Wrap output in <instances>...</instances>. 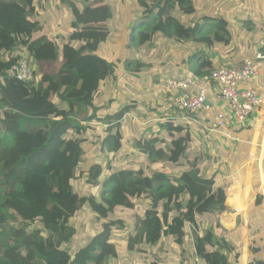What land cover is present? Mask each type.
<instances>
[{
    "label": "trees",
    "instance_id": "16d2710c",
    "mask_svg": "<svg viewBox=\"0 0 264 264\" xmlns=\"http://www.w3.org/2000/svg\"><path fill=\"white\" fill-rule=\"evenodd\" d=\"M59 1L75 12L67 40H52L44 25L33 20L39 0H0V264H112L118 258L114 231L127 226L124 219H114L113 215L119 209L134 211L142 201H150V206L142 215H134L129 250L135 255L146 254L148 248L153 250L171 239L173 249H180L187 240L188 223L196 225L205 215L227 211V190L216 188V181L204 175L198 161L180 176L166 170H116L111 161H106L105 169L103 165H82L86 153L82 133L94 126L107 124L99 158L119 152L129 106L107 117L99 116L104 109L102 85L115 78L118 70L116 62L99 54L112 39L111 7L85 3L80 11L75 10L74 0ZM139 2L141 17L129 35L130 43L139 50L151 47L159 35L209 47L230 41L228 22L222 18L211 23L216 28L213 36L202 33L210 24L205 17L192 26L182 20L180 15L197 12L194 0ZM22 52L36 65L63 63L56 73L25 84L11 71ZM204 59L199 54L194 57L195 68L190 74L200 83L215 69L209 58ZM165 127L180 135L168 151L158 146V137L143 139L138 147L151 164L165 167L172 162L181 167V160L187 159L189 127ZM86 176L91 187L105 177L101 203L95 204L94 198L76 191L73 182ZM86 204L105 222L88 247L72 251L67 245L78 235L74 219ZM252 231L251 227L250 236ZM188 245L192 264H243L241 253L227 238H219L215 228L208 229L204 236L196 234ZM248 251L247 264H264V258H256L260 247L251 243Z\"/></svg>",
    "mask_w": 264,
    "mask_h": 264
},
{
    "label": "crops",
    "instance_id": "0c3cea01",
    "mask_svg": "<svg viewBox=\"0 0 264 264\" xmlns=\"http://www.w3.org/2000/svg\"><path fill=\"white\" fill-rule=\"evenodd\" d=\"M74 2L76 4L75 10L78 9L80 11L83 10L85 3H88L91 7L103 4L110 6L113 12V19L109 23V28L110 30L111 28L116 29V32H114L116 33V37L123 36L121 31L124 32L123 34H125V37L128 36L127 34L131 33L132 30L130 23L138 22L141 17L139 0H74ZM212 3L219 7L216 9L218 12L217 16L218 18H222L228 22V29L230 32V41L228 43H214L213 46L208 47L207 50H209V52H207V50L203 51L214 64V70L222 67L238 65L246 58H255L264 48V0H215L212 1ZM37 8L38 9L33 17V20L44 25L45 33L49 36V38L52 40H57L58 38L67 40L68 36L72 32L71 24L75 19V12L72 10L73 7L69 4L61 3L59 0H39ZM107 47H109V45L104 44L99 50V54L105 58L109 57L104 55L102 49ZM185 56L186 58L189 57V55ZM145 57L142 59H145ZM183 61L185 63L184 58L182 59L180 65L176 61L171 60L169 63L164 62L160 65L161 68H158L160 72L158 75V83L156 85V104L158 105V109H150L151 114L148 113L143 115L147 117L144 121H149V123H147L148 127L152 126L153 128H150L148 133L143 134L141 138H139V136L142 134L137 135L135 137L136 141L134 142L138 144L141 140L150 136H152L150 139L158 137V146L165 143L164 146L167 151L169 146L170 148L172 147V142L176 138H179L180 135L174 134L168 128L166 130L165 125L170 124V126L182 125L189 127V129L186 130L190 134L188 143L189 146L186 155L187 162L184 158L181 160L183 165L182 172L190 170L191 163L198 161V167L203 169L204 175L208 178H213L216 181V188L220 186L221 188L228 190L229 186L235 180H238L241 183L246 182L247 184H250L251 189L250 194L248 193V195L245 196L248 200V207L245 210L247 211L246 213L244 211L239 212L238 210H231L227 208V211L225 212L212 214L210 217L214 218L213 220L212 218H210L211 220L209 221L197 220L198 226L192 225L191 223L189 224L194 229L195 233L199 234V236L205 235L203 233L206 231L207 226L208 229L215 228L219 238H227V240L241 253L243 264H247L249 257L248 248L251 243L252 246L255 244L260 247L261 253H259L256 258H264V117L259 119L257 115L258 112H253L247 119L246 123L243 126L238 127L235 123L230 107L223 102L213 99L212 96L210 98L213 99V110L211 108L210 111L190 114L189 116L184 112L178 111L173 104L172 98L164 94L162 90V83L169 79H181L188 77L185 73H183L184 70L190 76V67L188 64L186 66ZM62 63V61L56 63L57 70L54 73L59 70ZM128 66L133 71H136L137 69L135 66H139V64L132 61L128 64ZM152 66L157 65H154L153 62L146 64V67H148L149 70L153 69ZM167 66L168 69H165ZM124 69L125 66H120V71ZM207 86L214 89V86L211 84H207ZM241 88L255 90L259 93L262 92L264 90V69L256 79H254L251 83L241 85ZM103 108L104 109L102 111H105L106 114H102L101 111L99 113L100 117H107L110 113H112L105 107ZM134 109L139 108L135 107L132 110H129L124 122L126 121L128 114H130V112ZM215 112H223L226 115L228 120V127L226 129L215 130L213 128V118ZM94 127L95 128L93 130H87L82 133V138L85 135L90 136L91 133L94 137V140H91L94 144L90 145L91 152L88 155L89 157L93 155V149L97 148V139H95V137H98L99 135L100 140L102 141L105 136L107 124L103 123L102 125ZM159 129H161L160 132H158ZM167 131L170 132V136L167 135ZM196 132H200L202 134V138L205 137L208 139L204 141L201 139V142L197 141L196 143L198 148L194 143V141L198 138V133ZM72 135L73 134H71V136ZM166 136L167 139L165 140ZM75 137L78 138L79 135L75 134ZM200 143L202 148H200ZM83 145L85 146V144ZM123 147L124 146H122L120 152L116 155H119L120 159L128 161L129 158L134 157V160H132L134 163L132 164H136L137 158L135 157L137 155H135L133 151L126 154ZM140 154V161L146 162V165L157 166L159 164H151L148 157L144 156L142 152H140ZM252 156L254 161L252 164L251 174H249L246 167L248 166V162ZM86 165L91 166L92 164L86 163ZM173 165L174 163L171 162L166 164V167ZM258 199H262L263 202H259ZM145 205L150 206V201H146ZM141 210H143V208L140 209L139 207H136L132 214L136 213L138 215L139 213L137 212H140ZM117 211H121V209ZM207 217L208 215L204 216V218ZM127 227L130 228L131 226L127 224ZM132 227L134 228L135 224ZM251 227L253 231L250 236ZM115 235L117 234H114V236ZM188 240L190 239L187 235L186 241L188 242ZM172 242H174L173 239L166 240L159 245L163 249L158 246V248L156 247L153 250H151L152 248L148 249L147 253L153 255L157 251L162 250L163 253L168 254L166 249L170 250L171 247L172 249L173 247L175 248V245H173ZM192 242H194V240H192ZM84 246L85 243L81 245V247ZM176 249L182 251L183 248L181 247L180 249ZM147 253L134 255V258L131 259L128 258V263L133 262L132 260L134 259V264H150L149 260L153 256L151 257ZM160 254L162 255V253ZM139 256H143V258H140ZM120 257L121 256L118 252L117 260H119ZM230 259L233 261V256H231ZM115 261L116 259L112 262V264H117ZM190 261H185V264H192L193 256ZM197 263L199 264V261H197ZM160 264H165V262H160ZM175 264L181 263L178 262Z\"/></svg>",
    "mask_w": 264,
    "mask_h": 264
},
{
    "label": "rangeland",
    "instance_id": "374dc122",
    "mask_svg": "<svg viewBox=\"0 0 264 264\" xmlns=\"http://www.w3.org/2000/svg\"><path fill=\"white\" fill-rule=\"evenodd\" d=\"M195 7L197 9V12L193 15H180L182 17V20L186 22L188 25L192 26L196 22L200 21L201 18L205 17V22H208L206 20H209L210 24L205 25L204 30L202 33L205 35L209 34L211 36L214 35V32H216V28L211 25V23H216L217 11L219 7H217L212 1L209 0H194ZM68 6V5H67ZM139 22V21H138ZM138 22L136 23H130V26L134 27ZM115 28H111L112 32V39L111 42L108 44L109 47L103 48V53L106 57H109L114 60V62L117 63L118 70H117V76L115 78H110L108 81H106L102 85V106H104L107 110L111 111L112 114L114 112H117L124 108L125 106H129V110H132L135 107H138L139 109H134L133 111L128 114L126 121L123 123V126L121 128L122 136H123V148L125 149V153H130L131 151L134 152L135 155H137L135 158L136 164L134 163V157L129 158L128 160H122L119 158V155H116L118 153H106L104 155H101L100 158H98V149L100 148L101 140L100 136L96 137V147L93 149V155L89 158L87 154L91 152L90 145L94 144L91 142V140H94L93 134L91 133L90 136H83V144H85L84 149L86 151L85 156L83 157V160L85 159V163L82 165L86 168H90V166L85 165L86 163L92 164V165H103V168L105 169V166L108 161L112 162V168L118 170L120 168L124 169H136L143 168L146 172V169H151L152 171H160V170H166L171 175H178L182 172V166L179 167L178 164H174L173 166L168 167H162V164L159 163L157 166H148L146 165V162H141V154L140 150L138 149V144L134 141L135 137L139 134H142L139 136L141 138L143 134L148 133L150 128H153L152 126L147 125L149 121H144L146 116H143L145 114L150 113V109H158L157 103V91H156V85L158 83V75L159 70L158 68H161V64L169 63L172 61H176L181 65V61L184 58L185 63H183L187 66V64L190 67V72L193 73V69L195 68L194 64V57L199 54V57L207 59L205 52L208 49V45L206 43H196V42H180L170 39H164L161 38V36H157V39L154 44H152L151 47H146L144 49H137L134 43H130V37L129 35L132 33H128L125 37L124 32L121 31L122 35L121 37H116ZM114 41V42H113ZM113 42V43H112ZM209 52V50H207ZM185 55H189L188 58H186ZM146 56V57H145ZM145 57V59H142ZM204 59V60H205ZM137 62L139 66H141L139 70L133 71L130 68H125L124 70L120 71V66H128L131 62ZM153 62L154 65L152 66L153 69L149 70L148 67H146V64ZM201 63V62H200ZM33 66H36L33 64ZM139 66H135L136 69ZM133 68V67H131ZM168 69V66L165 68ZM35 78L34 82H37L40 80V78L44 74H53L57 70L56 63H50V64H40L39 66H36L35 69ZM186 76H189L185 70L183 71ZM102 114H106L105 111H102ZM101 114V115H102ZM108 115V114H107ZM161 129H159L158 132H160ZM167 130V129H166ZM154 131V130H153ZM71 133H75L74 131ZM197 139L194 141L197 148V141L201 142V139L208 140L207 138H202V134L200 132H196ZM167 135L170 136V132L167 131ZM72 137H75V134L72 135ZM152 136L148 137L150 139ZM177 137V136H176ZM167 139V136L165 137V140ZM103 140V139H102ZM169 141V138H168ZM165 143H162V145H159L160 147L165 148ZM200 148H202V145L200 143ZM168 151V149H167ZM131 156V155H128ZM89 160V161H88ZM107 161V162H106ZM128 161V162H127ZM127 162V163H126ZM131 162V163H130ZM106 163V164H105ZM126 163V164H125ZM104 176V175H103ZM87 176L83 180H77L73 182V185L78 193L83 196H89L93 199V203L99 204L101 203V199L103 196V181L105 177H100L99 179V185L96 187H91L87 183ZM94 195V197L92 196ZM91 200L88 199L87 202H90ZM86 202V203H87ZM146 201L138 202L137 207L140 209L143 208L139 213L142 215L144 213V210H146ZM89 207V208H87ZM81 211L80 216L77 218V220L74 219L75 226L78 228V235L76 238L73 239V241L67 245V248L72 251H76L77 248H80L81 245L85 243V246L90 245V241H92L93 237L98 234L99 231L103 228L104 220H100L97 218L96 212L92 211L90 205H85ZM134 211L130 210H121L115 212L113 215L114 219L122 218L126 222V224H129L131 227H127L124 230H115L114 234H117L113 236L114 243L117 247H119L118 252L120 254V259L116 260L115 263L117 264H127L129 262V259L134 258V255L132 251L129 250V237L132 235L133 232V225L135 223L134 215H137L136 213L132 214ZM210 216L207 218L201 217L198 219L200 220H211ZM214 218H212L213 220ZM201 224V223H200ZM188 232L187 235L189 236L188 243L185 240L184 245H182V251L178 249H172L168 251V254L163 253L162 250L157 251L155 254L149 256H153L150 261H157V262H165V264H175L180 263V261H190L192 258V249L188 245L192 240H195V231L191 227V225L188 223ZM196 226H198L196 224ZM129 229H131L129 231ZM208 231V226L206 227V231L203 234H206ZM202 234V235H203ZM199 235V234H198ZM90 240V241H89ZM116 240V242H115ZM84 246V247H85ZM158 248V247H157ZM159 248H162L159 246ZM151 249V248H148ZM147 249V250H148ZM152 250V249H151ZM158 250V249H157ZM159 252V253H158ZM162 253V255L160 254ZM155 256V257H154ZM126 257V258H125ZM140 258H143V256H139ZM183 258L182 260L180 258ZM129 258V259H128ZM128 259V260H126ZM133 262L128 264H134ZM185 263V262H184Z\"/></svg>",
    "mask_w": 264,
    "mask_h": 264
},
{
    "label": "built area",
    "instance_id": "2783aa9c",
    "mask_svg": "<svg viewBox=\"0 0 264 264\" xmlns=\"http://www.w3.org/2000/svg\"><path fill=\"white\" fill-rule=\"evenodd\" d=\"M19 55L21 57L11 71L17 80L30 84L34 82L37 65L25 52ZM263 69L264 49L255 58H246L238 65L212 71L209 77L204 78V83L196 81L191 76L169 79L162 83V90L166 96L172 98L175 108L188 116L210 111L211 108L213 110V99L223 102L230 107L235 123L241 127L253 112H258L259 119L264 117V90L259 93L255 90L241 88V85L251 83L256 79ZM207 84L213 85L214 89L208 87ZM211 96L213 99L210 98ZM227 127L226 115L223 112H215L213 128L223 130ZM253 161L252 156L246 167L249 174H251ZM227 192L225 206L228 209L246 213L248 200L245 196L251 192L250 184L235 180Z\"/></svg>",
    "mask_w": 264,
    "mask_h": 264
},
{
    "label": "water",
    "instance_id": "95a60500",
    "mask_svg": "<svg viewBox=\"0 0 264 264\" xmlns=\"http://www.w3.org/2000/svg\"><path fill=\"white\" fill-rule=\"evenodd\" d=\"M72 259H74V257H72Z\"/></svg>",
    "mask_w": 264,
    "mask_h": 264
}]
</instances>
